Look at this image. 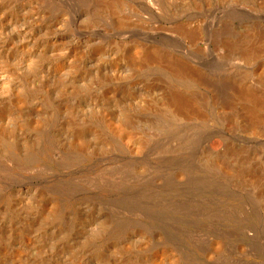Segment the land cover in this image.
I'll use <instances>...</instances> for the list:
<instances>
[{
	"label": "bare ground",
	"instance_id": "6f19581e",
	"mask_svg": "<svg viewBox=\"0 0 264 264\" xmlns=\"http://www.w3.org/2000/svg\"><path fill=\"white\" fill-rule=\"evenodd\" d=\"M135 76L151 84L107 100L109 82ZM30 127L55 139L54 155L75 147L74 157L119 151L132 160L152 144L179 152L186 170L173 180L209 210L201 190L219 188L223 210L236 208L249 238L257 222L264 241V0H0V138L29 156ZM27 194L20 209L35 210L37 194ZM38 218L21 222L26 233L0 234V264H183L173 250L148 252L142 230L100 247L85 234L105 236L103 219L87 218L86 233L70 239L56 218Z\"/></svg>",
	"mask_w": 264,
	"mask_h": 264
},
{
	"label": "rangeland",
	"instance_id": "374dc122",
	"mask_svg": "<svg viewBox=\"0 0 264 264\" xmlns=\"http://www.w3.org/2000/svg\"><path fill=\"white\" fill-rule=\"evenodd\" d=\"M146 78L149 79V76H135L132 80L120 79L115 83L109 82L108 87H115V90L107 96V100L123 99L127 95L128 88L132 91L140 85L149 86L150 80L146 81ZM152 100L153 98L149 97L148 104L154 103ZM123 103L127 104V102ZM147 112V110L137 111L135 119L139 120L142 117L141 119L144 120ZM32 127L29 128L31 133L29 129H24L27 137L32 138L29 156L21 154L14 143L0 138V149H6L5 154L2 150L5 157L0 155V218L2 217L0 234L2 237L4 234L9 235L11 230L13 233L16 231V235L30 231L21 225L24 219L28 224L35 225L38 217L39 220L44 217L43 221L51 224L55 222L54 224L61 227L60 229H64L63 232L67 231L64 235L68 234V238L72 239L80 230L83 231L84 223L91 217L90 219H103L102 222L99 221L102 223L101 226L109 224V232L105 236L99 233V229L95 230L97 227L92 233L85 234L86 232L83 231L86 237L95 236V239L92 238L100 247L117 240L118 237L124 238L132 231L142 230L153 240L152 245L147 249L148 252L162 249L173 250L181 255L183 264H264V241L261 237V226L257 222L254 224L257 236L254 239L249 238L243 231V225L233 216L236 208L233 209V213L223 210L219 188L214 186L215 192L210 194L209 190H213V184L208 183L207 188L201 190L210 203L209 210L206 209L205 203L188 195V189L173 180V176L186 170L181 153L171 155L166 153L160 144H152L146 152L132 160L123 158L119 151L107 155L86 154L74 157L72 154L75 147L70 154H65L64 152H69L65 149L64 152L61 150L58 155H54L50 140L55 139L51 138L47 132L39 135L37 131L31 129ZM56 127L59 128L58 124L54 123V128ZM40 136L45 138V145L43 150L37 152L33 145L37 141L35 138L39 139ZM8 156L10 159L7 158ZM136 166L144 167V173L136 174ZM25 192L28 193V197H34L37 194V198H40L31 197L32 202H35L34 206L37 207L35 210H28V207L27 210L23 209L24 211L20 209L27 199L24 198L25 195L22 196ZM37 204L40 206L38 207ZM45 204L50 208L47 205L44 206ZM244 205L246 211L255 213L250 200L245 201ZM17 209L20 211L18 212ZM38 209H41L42 217L36 212ZM42 210L49 218L44 216ZM28 211L32 214L28 215ZM21 213L25 216L22 217ZM29 216L33 218L30 220ZM104 220L107 222L105 223ZM13 222L17 224H12ZM68 226H70V232H68ZM22 229L25 230L22 232ZM83 237L79 242L85 239Z\"/></svg>",
	"mask_w": 264,
	"mask_h": 264
}]
</instances>
